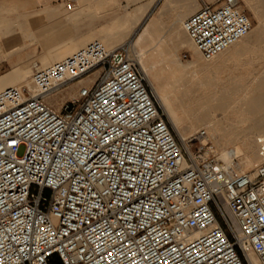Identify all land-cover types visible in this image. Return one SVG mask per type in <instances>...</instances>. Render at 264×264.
<instances>
[{"label":"built area","instance_id":"1","mask_svg":"<svg viewBox=\"0 0 264 264\" xmlns=\"http://www.w3.org/2000/svg\"><path fill=\"white\" fill-rule=\"evenodd\" d=\"M183 27L212 59L253 23L220 0ZM32 77L0 91V264H264V162L180 140L131 44L94 39Z\"/></svg>","mask_w":264,"mask_h":264},{"label":"crops","instance_id":"2","mask_svg":"<svg viewBox=\"0 0 264 264\" xmlns=\"http://www.w3.org/2000/svg\"><path fill=\"white\" fill-rule=\"evenodd\" d=\"M219 1L131 0L132 11L124 12L125 0H0V76L16 64L29 63L32 69L54 63L94 39L108 47L126 44L138 27L133 46L162 61L166 53L158 50L179 40L183 20L203 3ZM8 47L16 50L8 54ZM182 49L194 53L185 45L179 55ZM91 81L72 84L71 95Z\"/></svg>","mask_w":264,"mask_h":264},{"label":"rangeland","instance_id":"3","mask_svg":"<svg viewBox=\"0 0 264 264\" xmlns=\"http://www.w3.org/2000/svg\"><path fill=\"white\" fill-rule=\"evenodd\" d=\"M241 2L253 23V28L250 31V37L248 38V41H250L252 47L234 60L227 59L226 57H223L221 59L213 58L211 60H205L203 56L195 49V46L192 43L193 47L191 48L194 52L193 55L191 51L188 52L186 49H182L180 58L184 63H186L191 59L193 60L200 56V62L202 63L203 68L201 69V71L200 69L198 70L201 73L199 71H196V69H176V67L174 66H172V68L175 69L171 70L170 67L162 64L160 58H153L150 54L147 55L145 52H142L140 50L143 53V56H149L150 66L152 67L150 76L152 79H154L155 82H151L149 79L148 81L154 91L156 92L154 88V85L156 84L158 93L164 94L167 99H176L175 101L172 100V107L177 106L179 109L184 107L185 111L180 109V113H184V115L182 116H184L185 122L179 125L184 132V139H198L199 143L208 142L209 144L214 145L215 149L219 151L221 149H224L222 150L223 152L226 151V149H232L234 146L233 143L228 142V138L230 136L235 139L241 136L242 133L248 128L247 124L241 123H252L251 120H242L240 118V113L244 109L245 104L237 99L241 97L242 91L245 88L252 85L255 86L262 80L263 74L260 73L264 71V0H241ZM130 4L131 0H125V4L122 7V9H124V12L132 11ZM138 30L139 27L134 35L126 42V44H131L133 42ZM258 32L260 35L256 36L258 35ZM18 65L20 64L14 65L10 72L0 76V78L8 75H13L14 67H17ZM33 72L34 68L31 69V73L27 77L28 81L31 80ZM197 74H201L203 80L211 81L213 85L220 84V87L216 88L213 85H209L207 89L210 94L205 96H197L195 93L185 94L179 82L185 81L186 79L196 76ZM84 79H92L90 85L95 82L93 75L87 76ZM74 83H71L70 86L61 90L58 95H54L53 102H51L48 97H46V100L51 105L59 108L64 101L78 97L79 89L75 91L74 95H71L72 91L70 89L72 84H74L72 88L79 86V83ZM19 84H23L22 81L14 82V84L12 85ZM158 93L156 92L157 97L164 108L163 102L161 101ZM263 96L264 95H262V97L260 96V98L264 99ZM256 97H259L258 92L256 93ZM216 98L218 100H216ZM218 101H220V103ZM262 101L264 100H261L260 103L257 102L256 104L257 115L264 114V102ZM164 110L166 111L165 108ZM198 113H201L200 115L208 114L210 123H203L197 120L195 116L198 115ZM168 116L171 121L170 124L173 128L174 133L180 140H183V137L180 136L169 114ZM209 129L211 130V132H209ZM23 151L24 147L20 149V153H22ZM219 153L222 152L220 151ZM232 158L234 160V163L238 162L237 158H235L234 156ZM262 162H264L263 155L260 161L255 164V166L247 168L245 171L254 169Z\"/></svg>","mask_w":264,"mask_h":264},{"label":"bare ground","instance_id":"4","mask_svg":"<svg viewBox=\"0 0 264 264\" xmlns=\"http://www.w3.org/2000/svg\"><path fill=\"white\" fill-rule=\"evenodd\" d=\"M248 1H250V0H248ZM182 28L183 29H180L178 31L177 37L179 38V40L170 41V46L168 48L158 50V51H160V52H158V55L159 54L161 55L162 52L166 53L165 57L162 58L161 62L163 65L170 67L171 70L175 69V68H172V66H174V67H176V69L177 68H179V69L186 68V69H196V71H199L198 69H200V71H201V69L203 68V65L200 62V56L193 59V60H190L186 63H184L182 61V59L180 58V55L178 52L181 48H183L185 45H189L190 47H193L192 43L195 46L194 42L192 41V39L188 35L187 31L184 29L183 23H182ZM249 33L247 35H245L244 37H242L241 39H239L233 45L229 46L228 48H226L225 50H223L222 52H220L219 54L214 56L213 58L214 59H221L223 57H226L227 59L234 60L237 57H239L241 54H243L245 51H247L249 48L252 47V44L250 43V41H248V38L250 37ZM259 35L260 34L258 32V35H256V36H259ZM251 40H252V38H251ZM131 46L133 48V51H134L136 58L138 59L140 65H141L142 69L144 70V72L146 73L148 79L151 82H155L154 79H152L150 76V72H151L152 67L150 66L149 56H143V53L137 47H136L137 48V50H136V48L133 46L132 43H131ZM195 49L197 50L196 47H195ZM15 50H16V48H14V47H8L7 53L11 54ZM205 60H211V59H205ZM52 62L53 61H51V62L47 61L42 66L43 67L47 66V65L51 64ZM37 66L38 65H36L34 67V70L36 69ZM30 73H31V67H30L29 63L20 64L17 67H14L13 75H8V76H4V77L0 78V91H2L3 89H5L8 86H13L12 84H14V82H17V81H22V83H23V84H19L17 86L28 85L31 88H33V77H31V80H29V81L27 80V77ZM260 74H263L262 80L261 81L259 80L260 82L255 86L252 85V86L245 88L242 91L241 97L237 99V100L241 101L243 104H245L244 109L240 113V115H241L240 118L242 120H251L252 123H241V124H247L248 125L247 126L248 128L242 133V135L235 138V139L231 136L228 138V142H231L234 145L232 149H226V151H224V152L222 151L224 149H221L220 151L222 153H219L220 151L216 149V152H217L218 156L220 157V159H223L229 166L234 167L237 171H240V172H252V173L255 172L258 165L250 171H245V170L247 168L255 166V164L257 162H259L260 159L262 158V155L264 156V114L263 115H257L256 114L257 102L260 103L261 100H264V99L260 98V96L262 97V95H264V71H262V73H260ZM260 74H259V76H260ZM10 76L15 77L14 78L15 80L11 79ZM81 80H79L77 82L80 83ZM179 83L181 84L182 89L184 90L185 94H192V93L194 94L195 93L197 96L209 95L210 93L208 92L207 87L209 85H211V86L213 85L211 83V81L203 80V77L201 74H197L196 76H193V77L186 79L185 81H182ZM87 86H89V85H87ZM213 86L216 88H219L220 84H215ZM154 88H155L156 92L158 93L156 84L154 85ZM257 92L259 93V97H256ZM54 95H56V94H48V96H47L51 102L54 101L53 100ZM158 95L160 96L161 101L163 102L164 108L166 109L167 113L170 115V117H171L173 123L175 124L176 129L178 130L180 136L183 137L184 132L182 131V128H180L179 125L181 123L185 122V118H184V116H182V115H184V113L183 112L180 113V109L185 111L184 107H182L180 109L177 106L172 107L171 102L175 101L176 99H172L173 100L172 101L171 99H167L166 96H164V94H162V93H158ZM216 100H218V99L216 98ZM218 102L220 103V101H218ZM262 102H264V101H262ZM200 114L198 113V115L195 116V118L197 120H199L203 123H210V118L208 117V114L207 115H200ZM209 132H211L210 129H209ZM209 134H211V133H209ZM182 139L185 140L184 137ZM260 150H262V151H260ZM233 156L238 159L237 163H234V160L232 158ZM249 258H250L252 264H261L258 257L253 252L249 253Z\"/></svg>","mask_w":264,"mask_h":264}]
</instances>
